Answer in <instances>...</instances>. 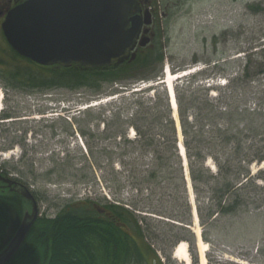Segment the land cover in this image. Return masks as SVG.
<instances>
[{
    "label": "rangeland",
    "instance_id": "rangeland-1",
    "mask_svg": "<svg viewBox=\"0 0 264 264\" xmlns=\"http://www.w3.org/2000/svg\"><path fill=\"white\" fill-rule=\"evenodd\" d=\"M164 12L166 16L159 15L157 36L147 46L163 49L164 61L155 66V72L142 69L133 77L149 75V79L125 78L122 82H103L100 87L32 88L14 75L18 69H28L16 60L0 29V170L31 183L41 212L49 216L78 200L104 204L112 199L123 207L129 204L138 210L140 220L146 218L142 222L150 226L146 242L159 256L153 254L143 264H184L173 254L182 241L188 244L192 264H200L192 230L187 167L203 239L210 248L208 263L238 264L229 261L233 256L244 264H264V162L255 160L250 165L251 179L247 181L238 168L243 163V151L239 156L235 141L225 144L216 137L203 148L204 163L213 175H220L196 187L189 157L180 145L181 165L173 155L172 144L167 143L170 160L162 166L155 160V148L145 144V137L158 141L163 132L169 136V126H146L145 134L132 129L140 121L166 122L134 118L137 111L155 113L157 108L153 106L157 103L162 114L166 115L169 107L184 146L181 111L191 126V145H197L198 139L206 144L217 133L195 137L196 128L210 123L215 129L212 116L218 110L239 106L256 111L251 118L238 122L251 133L243 146L250 155L263 147L264 0H166ZM247 67L249 76L244 74ZM184 71L189 74L182 77ZM169 72L170 76L182 77L175 80L179 128L165 83ZM120 112L122 120L116 116ZM3 116L8 119L2 120ZM217 120L228 126L225 118ZM179 141L177 137L175 144ZM215 154L230 168L229 184L212 158ZM153 171H157L155 178L151 177ZM224 194L223 203L234 206L232 212L218 210ZM178 218L191 223L177 224Z\"/></svg>",
    "mask_w": 264,
    "mask_h": 264
},
{
    "label": "trees",
    "instance_id": "trees-1",
    "mask_svg": "<svg viewBox=\"0 0 264 264\" xmlns=\"http://www.w3.org/2000/svg\"><path fill=\"white\" fill-rule=\"evenodd\" d=\"M13 52L19 64L25 63L24 68L28 69V71L25 70L26 72H21L18 69L14 75L17 78L24 79L32 88L40 89L52 88L53 86L72 89L85 86L100 87L103 82H122L125 78L128 80L130 78H148L147 76L149 75L133 76L136 75L135 72H139L142 69L152 74L155 72V66L164 61L163 49L160 50L158 46L154 48H139L135 59H131L130 56L129 59L116 66L92 70L84 69L80 66L73 68L43 66L21 56L15 50ZM244 70V74L249 76L247 74L248 67ZM210 105L208 104V107ZM153 108L158 109V104L156 103ZM192 108L196 110L194 105ZM157 109L155 113H140L137 111L134 118H154L166 120V122L159 121L152 124L140 121L139 124H133L132 126L137 130L138 134H145L143 127L146 126H169V136L163 132L161 133L163 137L158 141L152 137H145L144 141L148 146L155 148L157 155L155 160L159 163L161 161L162 166L164 162L165 166L169 163L170 157L166 155L168 150L167 143L172 144L174 148L173 155L176 156V161H178L180 166L181 161L177 145L175 144L178 137L175 121L169 114V107H167L166 115ZM180 114L186 140V153L189 157L192 179L196 187L199 182L213 180L220 175H213L204 163L206 153L203 148L216 137L221 140V143L224 142L226 144L232 141L237 143V154L240 156L243 151V156L240 160L243 163L238 166L239 173L247 181L251 179L250 165L255 160L264 161V146L256 150L253 155H250L246 145L243 146V140L251 135L250 129L246 125L242 128L239 127L240 123L238 124V122L239 120L246 121V119L251 118L256 114V111L250 112L239 106L226 111L218 110L212 116L215 129H211L212 125L210 123H204L201 128H196L194 132L195 137H201L204 134L207 135L213 132L217 134L213 135L210 141L206 140V144L204 139H198L195 146L191 145L188 139L191 133V126H189L184 112L181 111ZM116 116L119 120L121 112ZM219 117L225 118L228 125L226 128L218 122L217 118ZM2 118V120L8 119L6 116ZM193 125L195 124L192 123V127ZM235 128H237L236 132H234ZM260 140H264V137H261ZM251 147L249 146V149ZM212 158L219 170H222V173L225 172L224 181L229 184V176L232 175L230 168L222 165L216 154L212 155ZM158 168H160V164ZM1 170L6 176L9 175L4 169ZM156 176L157 171H153L151 177L155 178ZM240 186H242V183ZM224 196L225 194L219 200L218 210L222 213L232 212L234 206L230 203H223ZM18 198L21 197L9 192H0V252L7 246L9 240L17 231L23 219L24 211L28 208V206L21 208ZM107 202L103 205L101 202L92 200L75 201L65 204L66 206L54 218L40 217L30 231L31 234L26 242V249L17 257L19 263L11 261L9 264H143L153 254L158 257L156 251L146 242L147 233L150 232V226L148 224L143 225L146 218L140 220L137 215L139 212L136 213L138 210L131 209L132 207L129 204L127 205L130 208L113 204L112 216H110L106 211V209L109 211L108 207L110 206ZM215 213L213 212L211 215L214 216ZM175 221L183 225L191 223V221L184 218H178Z\"/></svg>",
    "mask_w": 264,
    "mask_h": 264
},
{
    "label": "water",
    "instance_id": "water-1",
    "mask_svg": "<svg viewBox=\"0 0 264 264\" xmlns=\"http://www.w3.org/2000/svg\"><path fill=\"white\" fill-rule=\"evenodd\" d=\"M133 4L134 0H26L9 11L3 32L17 53L39 65L108 68L123 62L137 46L142 23L130 17ZM149 41L145 38L139 45L145 47ZM0 181V189L11 188L28 202L15 235L0 252V264H7L37 221L39 206L25 184L2 174Z\"/></svg>",
    "mask_w": 264,
    "mask_h": 264
},
{
    "label": "flooded vegetation",
    "instance_id": "flooded-vegetation-1",
    "mask_svg": "<svg viewBox=\"0 0 264 264\" xmlns=\"http://www.w3.org/2000/svg\"><path fill=\"white\" fill-rule=\"evenodd\" d=\"M24 1H26V0H0V29L1 30H3V22L7 16V14L9 13V11L13 7H15L16 5H18ZM167 5H168V3H167ZM164 9H166V0H134V4H133V7H132L131 12H130V17H138V18H140L141 23H142V25L140 27L138 41L150 37L151 42L149 44L150 45L152 44L153 40H155V38L157 36L156 28H157V23L159 20V15L166 16ZM147 21H149L148 24H147ZM139 48H141V47L137 46V53L139 52ZM10 177H12V179H14L18 182L25 184L28 188H30L33 191V193L36 196V191L34 190L33 185L31 183H27V182L22 181L21 179L18 178L17 175L11 174ZM0 183L4 184L1 181H0ZM9 189L10 188H8V189L1 188L0 192H9V193L15 194V196H18V197L20 196L21 198H18L17 200L19 201L21 208H24L23 206H25V207L28 206V202L20 194L13 192ZM36 198H37V202H38V206H39V214H40L38 219L40 217H44V216L51 219V218H54L59 212H61V208H60V210L58 211V213L55 216H49L48 214H44L43 212H41V209H40V200L38 199L37 196H36ZM78 201H80V200H78ZM107 203L110 206L108 205L109 211L107 209H106V211H107V213H109L110 216H112L113 204L120 205V203L115 202L113 200H111V202H107ZM65 206L66 205H64L63 207H65ZM15 233L13 234V236L15 235ZM30 234L31 233H29V235L26 238L25 242L23 243L22 247L20 248L18 253L13 257V259L11 261H14L15 263L18 262L17 257L22 251H24L26 249V247H25L26 242L28 241ZM10 262H8L7 264H9Z\"/></svg>",
    "mask_w": 264,
    "mask_h": 264
},
{
    "label": "bare ground",
    "instance_id": "bare-ground-1",
    "mask_svg": "<svg viewBox=\"0 0 264 264\" xmlns=\"http://www.w3.org/2000/svg\"><path fill=\"white\" fill-rule=\"evenodd\" d=\"M187 74H189V73H187ZM180 77L181 76H178V75L174 76V74L171 73V76L168 79L165 80V83L167 85L166 86L167 92H168V88H169V90L171 92V101H172L171 103L173 105L174 117L177 119L178 128H179V123H178V120H179L178 119V102H177V97H176V92H175V80L179 79ZM2 96H3V94H2V92H0V103H1V97ZM107 100H108V98L103 100V101H101L100 103H104ZM97 102H99V101H97ZM95 104H98V103H95ZM180 135L181 134H179L180 146H181V149L183 150V152L185 153V146L182 143V136H180ZM186 158H187V156H186ZM184 165L185 166L187 165L186 164V160H185V164ZM186 168H185V170H186ZM186 172H187V174H186ZM186 172H185L186 180H187V183H188L189 192L191 194L190 196H191V201H192V204H193V211H194V213H193L194 214V220H193L194 221V223H193L194 226L192 227V230H193V232L195 234V237H196V243H197L196 245H197V249H198L199 260H200V264H209L208 263L209 260H208L207 253H208L210 248H209V244L207 242H205L204 239H203L202 227H201V224H200V217H199L198 210H197L198 208L196 206V203L194 202V197L195 196H194V192L192 190V185H191V180H190V176H189V173H188V168H187ZM9 190H11V188ZM39 216H40V214H39ZM173 254H174V258L179 259L184 264H192V257H191L190 251L188 249L187 242L182 241L180 244H178L175 247ZM233 261L237 262V263H241V262H239V260H233Z\"/></svg>",
    "mask_w": 264,
    "mask_h": 264
}]
</instances>
